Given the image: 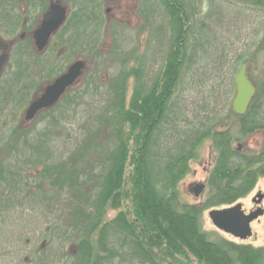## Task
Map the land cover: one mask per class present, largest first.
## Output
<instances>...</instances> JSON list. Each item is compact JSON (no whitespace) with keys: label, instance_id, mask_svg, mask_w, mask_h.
Here are the masks:
<instances>
[{"label":"trees","instance_id":"16d2710c","mask_svg":"<svg viewBox=\"0 0 264 264\" xmlns=\"http://www.w3.org/2000/svg\"><path fill=\"white\" fill-rule=\"evenodd\" d=\"M129 1L150 30L146 56L125 53L106 83L87 81L86 69L28 126L11 84L0 92V146L13 160H0V240L6 249L19 243L8 227L32 214L43 229L41 243L25 255L0 253V264H264V247L212 240L202 227L205 211L235 205L264 178V81L253 84L247 113L236 114L235 79L248 50L233 55L235 42L219 36L241 41V8L264 15V0ZM80 2L63 48L70 56L83 44L100 57L102 8ZM247 139L257 149L239 151ZM207 142V198L181 204V184Z\"/></svg>","mask_w":264,"mask_h":264},{"label":"rangeland","instance_id":"374dc122","mask_svg":"<svg viewBox=\"0 0 264 264\" xmlns=\"http://www.w3.org/2000/svg\"><path fill=\"white\" fill-rule=\"evenodd\" d=\"M71 2L69 3V5L72 10H75L76 8H79V6H81L80 4H78L79 1L77 3L75 2L76 4L73 0ZM80 3H82V0ZM128 6L131 8L130 11L129 9H127ZM97 7L102 8V13L105 17L103 19V27L100 30V34L102 35L99 41V50L101 56L94 58V56L89 55L87 53V50L85 49V47H82L83 44H81V47H78L77 50H73L70 56L65 57L66 64H64L65 66L62 65L61 67L66 70V68L70 64H72L76 59L85 60L87 61V69H89L87 81L92 79V76H94V80L96 79L98 83H106L115 75L114 71L117 68L116 65H120V60L122 59L125 53H133L134 57L136 58H143L147 55L151 43V36L147 22L142 16L138 15V12L134 10V6H132V2L130 3L129 0H99L95 8ZM241 9L244 10L243 12L245 13V17H248V19L241 20L238 23V30L240 32L237 31L235 34L239 32L238 35H234L235 38L241 36V41H237V39L234 40V38L228 34L219 33V36L222 37L221 42H223V45L229 46L230 43L235 42V45L229 46V51L233 53V55L238 52L240 53L245 50H248V76L250 78V81L256 86L261 81H264V51L258 49V44L264 40V15L256 12L252 8H249L248 10L243 7ZM204 10L206 12V5L204 6ZM108 11L110 12L107 13ZM225 22H228L227 19ZM73 33L74 31L69 30L65 34V37H72L75 35ZM73 40L75 42H79L77 39ZM86 43L92 44V41L88 39ZM76 51L78 52L76 53ZM135 60L133 59L130 64L135 65ZM11 69L9 68L10 71H7V76L4 77L5 81H7V79L9 78L8 74L11 72ZM128 88L129 89L127 97L129 99L133 92V81L129 82ZM230 107L232 108V103ZM27 124L25 123L24 126H28ZM4 135L0 134V138H4ZM259 140H261V138H259ZM258 142V140L254 142V140L252 141L251 139H247L243 142V144H249L248 147L252 149L251 151H254L258 147ZM248 147L246 148L248 149ZM8 150L9 149L7 148L4 150L2 146H0V160L4 159L5 156V164L7 162L12 163L13 161L10 157L11 154L7 152ZM212 157L213 154L211 151V145L207 142L199 150V159L192 164V171L190 175L181 184V204H199L203 203L206 200L208 195L207 189L203 193L202 197L200 199H197L194 193L192 192V187L200 184L207 185L209 172L212 169ZM260 192L264 194V178L260 179L256 187L246 197L242 198L238 202L243 205V210L247 214H249L251 209L254 208L255 204L253 202V199ZM229 207L232 206H222L205 211L202 217L203 230L210 235V238L212 240L225 238L238 243L250 244L255 247H264V202L262 204L263 216L252 224L253 235L246 241L234 239L232 236L223 233L222 231L218 230L210 220V211L226 209ZM110 216L112 218L114 216V213ZM29 220H34L36 223L32 224L34 223V221L29 222ZM38 220L39 219L37 218V216L35 217L34 214H32L23 219V222H25V224H21V221L18 219L14 225L10 224L8 228H10L13 233H15L16 237L21 234L22 239H20L19 243L15 240L13 242H10L11 245H14L13 247H11V249H6V246L9 245V243L6 242L7 240H0V253H13L14 255L16 250L19 251V248H22L24 250L22 254L25 255L27 251L32 250L35 247L36 243L41 241L40 234L43 229L39 227L41 226V223H39ZM21 226L23 228L20 229ZM28 236L31 239V244L27 245L26 247V241L23 239H26ZM22 260L23 258L21 259V261Z\"/></svg>","mask_w":264,"mask_h":264},{"label":"flooded vegetation","instance_id":"af4514ba","mask_svg":"<svg viewBox=\"0 0 264 264\" xmlns=\"http://www.w3.org/2000/svg\"><path fill=\"white\" fill-rule=\"evenodd\" d=\"M71 1L0 0V60L3 57L5 58L0 72V92L7 88L8 84H11L13 88L12 94L17 104L26 105L21 110L22 118L26 124L36 121L41 114L50 110L46 109L39 112L33 121L28 122L25 119L28 108L41 98L48 86L64 75L70 66L82 60L76 59L66 70L61 67L66 64L67 50L63 46L67 39L65 37V26L73 12L69 5ZM73 1L77 3L79 0ZM52 5H59L65 8L67 18L61 28L52 35L47 46L43 50H39L35 35L40 30L44 18ZM63 29L64 32L60 35ZM60 36L64 40H60ZM9 68L11 72L8 74L9 78L5 81L4 77L7 76ZM240 145L238 150L245 151L247 144L241 143ZM202 185L206 186L205 192L207 185Z\"/></svg>","mask_w":264,"mask_h":264},{"label":"water","instance_id":"95a60500","mask_svg":"<svg viewBox=\"0 0 264 264\" xmlns=\"http://www.w3.org/2000/svg\"><path fill=\"white\" fill-rule=\"evenodd\" d=\"M67 11L59 5H52L49 12L44 18L40 30L36 33L35 38L39 50H43L50 38L65 23ZM5 58L0 60V72ZM87 69V63L83 60L75 62L69 67L68 71L58 78L52 85L48 86L45 94L34 102L26 112V121H33L36 115L46 109H51L60 101L65 93L73 87L82 78ZM235 83L237 86L236 97L233 102V108L236 114L244 115L256 94V89L248 78V66H241L236 76ZM205 190V185H196L192 188L195 197L198 198ZM264 200V194L259 193L253 200L256 207L249 214L243 210L241 203L221 210H212L209 212V218L213 225L225 234L233 238L246 241L253 235L252 224L259 220L263 215V209L260 207Z\"/></svg>","mask_w":264,"mask_h":264},{"label":"bare ground","instance_id":"6f19581e","mask_svg":"<svg viewBox=\"0 0 264 264\" xmlns=\"http://www.w3.org/2000/svg\"><path fill=\"white\" fill-rule=\"evenodd\" d=\"M239 146H241V145H239Z\"/></svg>","mask_w":264,"mask_h":264}]
</instances>
